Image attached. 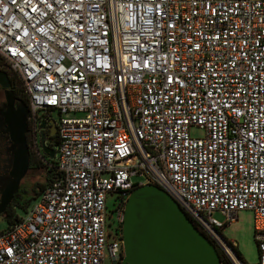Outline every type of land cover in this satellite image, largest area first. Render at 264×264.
I'll use <instances>...</instances> for the list:
<instances>
[{
	"label": "built area",
	"instance_id": "1",
	"mask_svg": "<svg viewBox=\"0 0 264 264\" xmlns=\"http://www.w3.org/2000/svg\"><path fill=\"white\" fill-rule=\"evenodd\" d=\"M0 59L37 154L58 116V177L0 230V264H114L145 184L232 264L219 232L250 211L264 264V0H0Z\"/></svg>",
	"mask_w": 264,
	"mask_h": 264
},
{
	"label": "water",
	"instance_id": "2",
	"mask_svg": "<svg viewBox=\"0 0 264 264\" xmlns=\"http://www.w3.org/2000/svg\"><path fill=\"white\" fill-rule=\"evenodd\" d=\"M0 86L12 94L8 90L10 79L3 70H0ZM19 106L21 121L12 124L10 129L16 145V182L26 174L29 164L28 109L23 102ZM40 135L42 152L54 158L55 149L46 144L43 131ZM13 191L15 188L5 195L2 204L9 201ZM121 238V264H221L216 245L199 230L179 203L155 184L137 187L128 196L122 212Z\"/></svg>",
	"mask_w": 264,
	"mask_h": 264
},
{
	"label": "flooded vegetation",
	"instance_id": "3",
	"mask_svg": "<svg viewBox=\"0 0 264 264\" xmlns=\"http://www.w3.org/2000/svg\"><path fill=\"white\" fill-rule=\"evenodd\" d=\"M0 70L6 72L4 66L2 65V61L0 59ZM9 77V76H8ZM11 86L8 88L10 92H6V89L0 86V217L7 219L11 212L15 211V208L22 205V202L27 200L30 196L28 187L24 186V182L26 180V175L28 170L30 169L31 164L33 163L34 154H37L30 142V134L27 123L26 116V124H27V133H26V141L29 150V164L26 174L20 178L17 182L15 180L14 174V152L16 149V145L13 141L11 134V125L19 124L21 121V107L19 106L20 102H23L28 109V102L19 92V88L17 86V81L14 77H9ZM48 120H43L41 124H44V127L39 126V141H40V133L44 132L45 142L48 145H52L57 139V125L56 118H54V114H57L55 111H51ZM53 130V131H52ZM15 188V191L12 192V195L9 201L4 202L2 204L5 195L12 189ZM114 264H121L120 259H117Z\"/></svg>",
	"mask_w": 264,
	"mask_h": 264
},
{
	"label": "rangeland",
	"instance_id": "4",
	"mask_svg": "<svg viewBox=\"0 0 264 264\" xmlns=\"http://www.w3.org/2000/svg\"><path fill=\"white\" fill-rule=\"evenodd\" d=\"M2 61V60H1ZM3 64V62H2ZM4 68L7 69L6 64H3ZM42 114V111H39V115ZM56 120L58 119L57 114L53 115ZM189 133L193 137H202L204 135V130L199 129L198 127L192 126L189 129ZM55 149V146H51ZM35 158L41 162V165L38 169L31 168L28 170L26 175V180L23 183L25 187H28L30 196L27 200L22 202L21 206H26V209H31V207L35 204V202L39 198V194L37 196H33L34 191H38V183L47 182L48 171L42 162L41 158L33 152ZM37 155V156H36ZM134 181H137L138 178H133ZM113 201L108 202L109 208H112ZM26 210L23 207L15 208V214L23 218L25 217ZM116 213L114 211L109 212V217L114 221ZM212 217L223 221L224 216L220 213L215 212L212 214ZM9 222L7 219L0 217V230L8 227ZM112 226H116V222L112 223ZM121 230V222L117 227V231ZM121 232V231H120ZM220 235L231 242L233 246L237 249V252L245 264H257L259 258V252L257 248V243L254 236V226H253V215L250 211L243 210L239 211L236 220L225 226L220 232ZM118 234V233H117ZM106 264H113L110 261H107Z\"/></svg>",
	"mask_w": 264,
	"mask_h": 264
},
{
	"label": "trees",
	"instance_id": "5",
	"mask_svg": "<svg viewBox=\"0 0 264 264\" xmlns=\"http://www.w3.org/2000/svg\"><path fill=\"white\" fill-rule=\"evenodd\" d=\"M6 73L9 74L7 71H6ZM19 92L26 99V97L21 93L20 90H19ZM26 103H27V100H26ZM57 144H58V137H57L56 141L51 146L54 145L56 147ZM37 155L41 158L42 162L44 163V165H45V167H46V169L48 171V176H47V182H45V183L44 182L43 183H38L39 190L38 191H34L33 192L34 193L33 196H37L38 194H40V192L44 189V187L47 184H49L50 182H52L54 179H56L58 177V173L56 172V169H55V159L54 158H49L43 152L42 153H39ZM40 165H41V162L39 160H37L35 158V156H34L33 157V163L31 164L30 169L31 168L38 169L40 167ZM26 206H19V207H23L26 210ZM18 218L19 217L15 214V211L14 212L12 211L11 214H10V216L7 218L8 222H9L8 227L11 226V225H13ZM194 224H195V222H194ZM228 244L232 247V249L235 252L236 256L242 261V259L240 258L239 254L237 252V249L230 242H228ZM217 250H218L219 255H220L221 264H232V262L230 261V259L218 247H217Z\"/></svg>",
	"mask_w": 264,
	"mask_h": 264
}]
</instances>
